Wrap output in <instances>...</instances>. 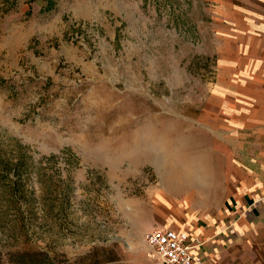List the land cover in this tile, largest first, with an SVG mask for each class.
Instances as JSON below:
<instances>
[{
  "label": "rangeland",
  "instance_id": "obj_1",
  "mask_svg": "<svg viewBox=\"0 0 264 264\" xmlns=\"http://www.w3.org/2000/svg\"><path fill=\"white\" fill-rule=\"evenodd\" d=\"M248 2L0 0V134L31 158L0 183V264H160L146 232L202 215L230 223L208 264L242 263L234 198L264 155Z\"/></svg>",
  "mask_w": 264,
  "mask_h": 264
},
{
  "label": "crops",
  "instance_id": "obj_2",
  "mask_svg": "<svg viewBox=\"0 0 264 264\" xmlns=\"http://www.w3.org/2000/svg\"><path fill=\"white\" fill-rule=\"evenodd\" d=\"M246 4V3H245ZM247 5L255 6L259 9L258 13H248L250 24H254L255 31L259 32L260 38L264 39V0H249ZM247 98L250 104L264 105V77L248 82ZM260 109V108H259ZM264 165V155L258 159L253 167L258 171H254L252 175L253 187L247 188L243 193H239L234 204V210L237 211L239 217L240 243L237 244L241 250V264H264V173L262 167ZM230 207L221 210L222 217H225V212H230ZM228 223L225 218L211 221L208 216L202 215L195 219L181 223L175 229L186 231L199 242L194 248L196 255H201L204 263L208 264L214 261L220 262V254L228 250V244L222 242V237L219 236ZM224 263V262H222ZM226 264H239L227 261Z\"/></svg>",
  "mask_w": 264,
  "mask_h": 264
},
{
  "label": "built area",
  "instance_id": "obj_3",
  "mask_svg": "<svg viewBox=\"0 0 264 264\" xmlns=\"http://www.w3.org/2000/svg\"><path fill=\"white\" fill-rule=\"evenodd\" d=\"M145 242L160 264H206L194 253L199 242L188 232L173 227H156L146 232Z\"/></svg>",
  "mask_w": 264,
  "mask_h": 264
},
{
  "label": "trees",
  "instance_id": "obj_4",
  "mask_svg": "<svg viewBox=\"0 0 264 264\" xmlns=\"http://www.w3.org/2000/svg\"><path fill=\"white\" fill-rule=\"evenodd\" d=\"M26 151L27 145L21 143L16 137L7 136L4 138L0 134V183L11 194L18 192L17 186L21 183L24 176L18 170L23 169V166H27L31 159ZM10 172L12 175L9 174ZM11 261L21 264H49L50 262L48 256L34 259L24 255L12 258Z\"/></svg>",
  "mask_w": 264,
  "mask_h": 264
}]
</instances>
